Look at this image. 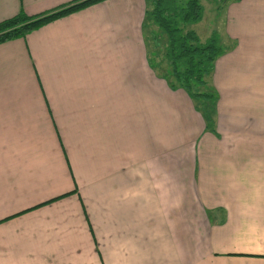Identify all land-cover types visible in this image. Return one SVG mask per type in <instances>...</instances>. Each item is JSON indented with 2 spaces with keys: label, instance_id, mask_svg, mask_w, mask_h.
<instances>
[{
  "label": "crops",
  "instance_id": "crops-1",
  "mask_svg": "<svg viewBox=\"0 0 264 264\" xmlns=\"http://www.w3.org/2000/svg\"><path fill=\"white\" fill-rule=\"evenodd\" d=\"M210 1L212 103L153 69V0L0 45V264H264V0Z\"/></svg>",
  "mask_w": 264,
  "mask_h": 264
},
{
  "label": "trees",
  "instance_id": "trees-1",
  "mask_svg": "<svg viewBox=\"0 0 264 264\" xmlns=\"http://www.w3.org/2000/svg\"><path fill=\"white\" fill-rule=\"evenodd\" d=\"M104 1L107 0H74L50 12L34 16L21 12L0 22V45L24 39L59 19ZM203 13L201 0H188L185 4L178 0H153L152 9L147 11V26L157 27L163 31L167 41L165 53L154 52L153 57L150 52L149 56L155 70H159L156 60L167 62L171 76L163 71L161 73L172 90L184 89L190 96L196 99H209L212 103L213 95L194 89L207 85V77L213 72L214 63L225 53V49L216 36L203 42L195 31L186 30L187 25L200 22ZM153 37L154 43L160 40L157 34ZM151 38V36L147 38V43L151 42Z\"/></svg>",
  "mask_w": 264,
  "mask_h": 264
},
{
  "label": "rangeland",
  "instance_id": "rangeland-1",
  "mask_svg": "<svg viewBox=\"0 0 264 264\" xmlns=\"http://www.w3.org/2000/svg\"><path fill=\"white\" fill-rule=\"evenodd\" d=\"M178 1L181 4H185L188 0H178ZM212 3L213 2H211L210 0H201L202 7L206 11V17H209L210 12H212V10H211L212 9L211 7L213 6ZM152 7H153V2L151 4L149 10L152 9ZM205 22H206L205 28H207L208 24H212L214 21H212V19L210 18L209 20L206 19ZM189 26H191V24L187 25L186 30H188ZM195 28L199 31V35L203 39V33H204L203 25L202 24L196 25ZM155 34H157V35L161 34L163 36L164 41H162V43L159 44L160 47L157 50H153L154 47L150 46V50H151L150 52H152L153 57H154V52L155 53L156 52L159 53V51H160V53H165L166 52L165 44H166V41H167V36L165 35V33L163 31H161L160 29H158L157 27H155ZM152 44H153V41H152ZM156 65L159 68V70L163 71L164 73H168V75L171 76V71H170V68L167 65V62H165V61L159 62L158 60H156ZM198 89L199 88H195L194 90H198Z\"/></svg>",
  "mask_w": 264,
  "mask_h": 264
}]
</instances>
